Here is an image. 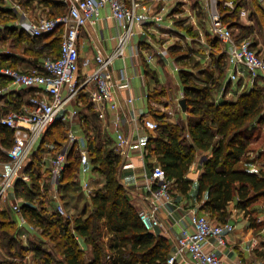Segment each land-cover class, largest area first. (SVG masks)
<instances>
[{"label":"trees","instance_id":"trees-1","mask_svg":"<svg viewBox=\"0 0 264 264\" xmlns=\"http://www.w3.org/2000/svg\"><path fill=\"white\" fill-rule=\"evenodd\" d=\"M226 1L218 0L219 10L223 22L231 23L229 19L239 15L242 5L238 2L240 0H233L235 11L226 13ZM35 2L49 7L51 17L67 12L64 4L50 0H22L21 4L29 9ZM254 15L260 30H264V9L256 6ZM0 19L6 23L0 27V40L13 38L17 44H26L22 51L35 57L33 65L41 64L45 57L60 56L62 28L48 35L32 37L14 24L18 14L5 0H0ZM235 36L242 41L246 34ZM214 45L218 46L217 40ZM13 57L0 53V65L9 62L11 66H8L14 68L17 60L12 62ZM213 64V69H201L196 64L198 73L187 70L180 73L187 101L186 121L172 123L165 113L153 112L158 128L147 140L146 148L149 156L157 158L167 178L173 182V189L183 195H188L193 185V181L186 177L191 166L199 154L204 155V172L198 180L196 198L202 203L201 211L208 213L214 221L226 223L230 221L234 209L249 214L256 203L264 201V168L252 170V163L256 160L247 156L255 132L264 125V83L261 81L253 88L244 89L234 99L217 100L227 76L225 54H213ZM1 81L10 82L3 76H0ZM16 91L0 96V100L5 101V105H0V121L11 110L27 104L33 94L29 90H26L29 93ZM162 94L154 89L151 97L159 99ZM80 99L83 106L79 110L77 127L86 136L93 173L104 176L103 186L89 197L88 207L82 214L72 217V220L63 217L57 207L49 210L51 204L56 203L52 197V174L43 157L50 150V145L57 148L63 146L68 132L65 125L57 122L36 146L25 169L30 180L16 182L11 191L13 200H23V216L29 224L41 230L43 236H49L55 242V249L65 264H167L171 256L169 241L144 227L131 191L123 182L125 160L115 153L112 137L103 130L89 96L82 93ZM13 144L12 129L0 125V163L9 161L2 148L9 149ZM80 177L79 145L76 144L68 155L58 184L61 200L65 203H68L66 192L72 187L73 192L82 191ZM37 198H40L38 203ZM10 202H0V247L7 251L23 249L20 243L24 242ZM250 221V229L259 225L254 218ZM77 237L84 239V245L90 248L89 259H86L85 250ZM34 251L37 253V264L54 263L53 256L38 248ZM260 255L264 258V252Z\"/></svg>","mask_w":264,"mask_h":264},{"label":"built area","instance_id":"built-area-1","mask_svg":"<svg viewBox=\"0 0 264 264\" xmlns=\"http://www.w3.org/2000/svg\"><path fill=\"white\" fill-rule=\"evenodd\" d=\"M64 4L67 12L63 15L48 18L34 17L18 3L10 2L11 8L18 14L16 25L24 33L32 37H40L63 29L61 53L58 57H47L42 63L30 71H23L11 67H0V76L10 80L16 89L33 91L28 103L19 109L11 110L0 121V125L7 126L14 133V144L11 148L2 150L8 155L9 161L0 163L4 170H0V202L8 201L9 195L17 181L28 182L29 175L25 169L36 146L42 141L44 134L57 122L66 126L68 132L63 146L57 148L49 146L50 150L44 154L43 161L50 169L53 183L52 194L58 212L66 219L72 220L70 212L61 200L58 184L65 171L70 151L79 145L80 155V186L84 194L91 197L95 193L92 179L93 171L88 147H83L82 137L75 133L73 127L79 123L80 112L77 107L80 95L85 93L93 105L103 126L109 128V116L116 135L115 153L131 161L133 153L132 141L125 135L121 117L124 114L120 105L119 95L126 92L125 103L131 114V122L142 121L144 127L155 132L158 123L147 113L135 107L137 97L132 90V79L125 66L119 72L115 70L118 59L129 57L127 51L136 37H140L155 44L151 32L164 26L169 9L163 0H53ZM186 9L193 0H183ZM211 11L210 31L224 46L226 55L227 82L223 85L217 100L231 94L229 84H239L241 89L253 88L261 81L264 83V58L254 49L253 43L246 38L239 41L232 29L222 20L216 0H206ZM226 6L234 9L235 3L228 2ZM109 10L108 19H112L117 27V33L111 37L114 48L106 52L101 47L97 49L96 68L88 74H81L79 40L82 30L86 27L95 28L102 19L103 10ZM193 19V15L189 14ZM169 28V27H167ZM154 33V32H153ZM155 34V33H154ZM167 45L158 47V54L168 57ZM139 55V51L132 56ZM148 61L154 60V55H147ZM180 71L175 67V72ZM6 93L0 89V95ZM136 150L144 159L148 150L142 147ZM126 168H133L130 163ZM149 208L140 212V219L144 227L155 232L163 228L164 222L160 212L166 210L169 216L179 211L176 203L173 182L167 178L162 166L153 168L146 178ZM101 185V184H100ZM22 199H15L11 206L19 229L27 227L23 216ZM191 230L182 229L176 241V251L169 257L167 264H223L222 258L215 250L206 249L215 239L219 245H225L228 235L239 233L243 241L251 247H258L259 242L254 229L239 230L232 222L219 223L206 214L196 211L189 213ZM23 238L27 235L23 234ZM80 242V238L77 237ZM110 259V256H108ZM233 264H243L238 260Z\"/></svg>","mask_w":264,"mask_h":264},{"label":"crops","instance_id":"crops-1","mask_svg":"<svg viewBox=\"0 0 264 264\" xmlns=\"http://www.w3.org/2000/svg\"><path fill=\"white\" fill-rule=\"evenodd\" d=\"M216 1L219 10L218 0ZM231 1L235 2L233 0H228L225 2L224 6L227 7L226 3ZM163 2H167V8L169 9V12L165 20L164 26L154 29L153 32L155 34L151 32L153 34V38L155 39V44L154 45L150 44L145 39L136 37L132 42L131 48H129L127 51L129 57L126 59V62H124L123 59H118L116 61L115 70L119 72L122 68L126 66L129 75L134 79H139L141 81L138 88H134L132 84V90L134 95L136 97L143 98L141 99L143 103L139 105V109L135 105L137 110L147 113L152 118H153L152 116L153 112L161 111L162 113L167 114L169 112L168 110H171V106H172L169 99L167 100V97L172 95V97L176 98L175 101L178 103V106L180 107V111H179V114H181L179 115L180 119L186 121L187 117L185 116H188V113L187 111L184 112L180 105V101L182 99H185L182 83L180 80V73L185 70L198 73L199 69L196 68V64L197 66L198 65L201 66L202 64H205L206 68L209 67L213 69L214 68L213 54L215 53L223 54L224 46L220 43V41L216 37L213 36V34L210 31L211 11L209 9V5L206 0L197 1L196 4L198 3V5H193L192 9L196 11L195 14H192L194 17L193 19L190 18V15L186 13L183 14L181 13V6H180V4H182L181 2L179 3V1L177 2L174 0V2L177 3L176 7L170 4L171 2H173V0H163ZM238 2H240L242 5L240 12L247 11L248 14H250L249 18L247 19L248 16L247 12L244 13L243 16H241V14L239 13V17L241 21H245L246 23L239 24L241 25L240 27H238L237 25H233L235 24V22L225 23V24L229 28L231 27L230 29H232L235 35L246 34L245 39L246 38L250 39L251 38L250 35H252L253 32H256L257 35L259 33V31L258 32L256 31V28L254 29L253 24H256V27L259 28L257 18L255 17L254 14L256 12V6L259 5L261 8L264 9V0H240ZM34 4H38V3L35 2ZM38 5L40 6V9L37 7H34L33 10L26 8L25 9L28 11L30 10L29 12L34 17L46 16V13L49 11V7L40 4ZM245 7H248L249 9L246 10ZM227 8L228 10L226 13H232L233 11H235V8L234 9H231L229 7ZM102 14H103L102 19L99 21L98 25L95 28L86 27L82 30L79 40V48H80L79 67L81 74L91 73L96 68L97 63L95 58L97 55L98 47H101L108 53L111 52L114 48V43L112 42L111 37H113L117 33L116 24L112 19H108V16L110 15L108 9H104ZM180 15L182 17H180ZM244 18H246L247 21L249 20L250 25H248L247 21L244 20ZM234 30H236V32L237 30H239L238 31L239 33H236ZM249 30H251L250 33H248ZM216 40L218 41V46L215 47L214 41ZM252 43L254 49L264 58L263 53L260 50L256 49L258 43L255 40H253ZM165 45L169 47L168 57H163L162 55L158 54V47ZM182 47H187L188 50L183 53H178L180 52L179 50L182 49ZM137 51H139V55L133 57L132 54ZM0 53L7 54L4 51H1ZM147 55H154L155 56L154 60L149 62ZM24 59L25 60L23 61V63L18 64V68L23 69L24 71H30L34 68H37L40 65V64H38L37 66L33 65L35 61L34 56H31L30 58L25 57ZM225 61H226V55H225ZM169 63L173 65L171 69L173 75L177 73L179 74L175 92H171L173 88H171L169 85L160 83L159 78L157 77L158 76L157 70L166 67V65ZM175 67H178L180 71L175 72ZM226 67H227V63H226ZM150 77L152 78L154 77V79L156 80V83L153 86H150L149 83ZM226 82H227V76L225 83ZM241 85L242 82L236 85L229 84L228 89L230 90L231 94L226 97L229 99L231 96H233L231 97V99L236 98L237 95L243 92V89H241ZM154 89H158L161 92H163V94L160 97L162 98V101H159V99H155L151 97V93ZM12 90H17L16 92H18V89L16 88H12ZM220 91L217 94V99L219 97ZM19 92L29 93V91L26 90L24 91V89L23 91L22 89H19ZM125 96H126V92L119 95L120 105L124 112V114L121 117V122H122L123 131L125 135L128 136L132 141V149L135 151H133L131 155L130 162L122 157L125 160V166H127L130 163L134 166L133 168H126L124 166L123 182L130 189L131 194L133 195V203L138 208L139 212H141L149 208V204L146 201V197H147V188L145 183L146 178L147 176L150 175L153 168L159 164L156 157L149 156L148 153V155L143 159L136 150H138L139 148L138 141H140L142 147H144L147 150L146 148L147 140L151 135H154L155 132H152L147 128H145L142 121H139L138 123L131 122V114L129 113L128 108L126 106ZM0 105H5V101L0 100ZM82 106H83V100L80 99L77 107L79 108V110H81ZM109 118H110L108 122L109 128L104 127L103 123L102 126L105 133H107L110 137H112L113 146H115L116 135L114 133V129L111 123L112 115H110ZM175 119H176L175 117H173L172 119L170 117L169 118L167 117V120H169L170 122L178 123V121H176ZM77 126L78 125H75L73 129L75 130V133L77 135L82 137L80 144L83 147H87L86 138H85L86 136L85 137L83 136L82 132H80L79 127ZM204 158H205L204 155L199 154L197 160L193 163L189 173L186 176L187 179L193 181V185L191 187L189 194L183 195L178 193L176 190H174L176 203L180 205L181 209L175 212L173 216H169L167 211L164 209H162L160 212L161 218L164 222V227L157 228L154 234L163 236L169 241L171 245V256L176 251V241L180 237L182 229L191 230L192 228L189 213H191L194 210L200 214H206L209 216L208 213L200 210L202 203H199L196 198L197 190H198V180L201 177L202 173L204 172V166H203ZM251 167L252 170H258L259 168H264V163L263 162L261 163L260 160H256L252 163ZM0 170H4V167L0 166ZM92 179L94 180L93 185H96L94 187L96 190L103 186L104 176L101 175V177L99 178L97 176V173H93ZM12 197L13 195L12 193H10L9 200H11L10 202L11 204L13 201H15L13 200ZM86 199H89V197L87 196ZM65 204L69 208L68 203ZM252 208H253L251 209L252 211L257 210V212H255L252 215H254L253 218L256 219L257 224H259L256 226V228H254V230L256 231L255 234L257 235L258 238L259 246L254 248L246 244L239 233L228 235L226 238L225 245H219L215 239H211V245H207L206 249L215 250L222 258L223 264H233L238 260H242L243 264H264V258L263 256L260 255L261 252H264V201L260 200ZM67 211L70 212L71 216L73 217L71 213L72 212L71 208L67 209ZM242 213L244 214V217L241 218L240 214ZM230 222L234 223L237 226L238 231L247 230L249 229V225L251 222L250 215L247 216L244 211H239L234 209L233 214L230 218ZM80 240H81L80 243L82 245V248L86 251V246L84 245V239H80Z\"/></svg>","mask_w":264,"mask_h":264},{"label":"rangeland","instance_id":"rangeland-1","mask_svg":"<svg viewBox=\"0 0 264 264\" xmlns=\"http://www.w3.org/2000/svg\"><path fill=\"white\" fill-rule=\"evenodd\" d=\"M175 1H177V2L179 1V3L180 2L182 3V4H180L181 13L182 14L186 13L189 15V14H195L196 11H194L192 9L193 5H196V2L201 1V0H195V1L191 2V4H188L186 9L182 6L183 2H184L183 0H175ZM5 2L18 3L23 9H25V7H23L21 4L22 0H5ZM170 4L174 5L176 7L177 3L174 2V0H173V2H171ZM33 5H35V6H33ZM33 5L31 6V8H29L30 10H33L34 7H37L40 9V6L38 4H33ZM245 9L248 10L249 8L245 7ZM246 12L247 11H241V12L239 11L241 16H243L244 13H246ZM247 15H248L247 16V19H248L250 14H248V12H247ZM46 17L51 18L50 14L48 12L46 13ZM180 17H182V16L180 15ZM180 19H182V18H180ZM244 20H246V18H244ZM16 21L14 22L15 25H16ZM229 21L235 22L234 25H237L238 27L241 26L239 24L246 23L245 21H241L239 15L235 16L234 18L229 19ZM247 23H248V25H250L249 20L247 21ZM5 24H6L5 21L0 19V27H4ZM253 25H254V29L256 28V31L257 32L259 31V33L257 35L256 32L252 31L253 34L250 35L251 36L250 40L252 42H253V40H255L258 43V46L256 47V49L260 50L264 56V30L262 29V31H261L260 27L257 28L256 24H253ZM234 31L236 32V30H234ZM238 31L239 30H237L236 33H239ZM250 31L251 30H249L248 33H250ZM25 45L26 44H17L16 42H14L13 38H7L5 40H0V52L4 51L8 55L15 56V58L13 57L12 62H14L13 60L16 59L17 62L16 61L15 62L17 65L13 64L12 62H11V64L14 65V68L16 67L17 69H20V68H18V64L23 63V61L25 60L24 59L25 57H29V58L31 57V55L24 54V52L22 51V48ZM187 50H188L187 47H182V49H180L179 50L180 52H178V53H183V52H186ZM8 65H10L9 62L0 65V67L7 68V67L11 66V65L10 66H8ZM205 66H206L205 64H202L199 67H201V69H203V68H206ZM172 67H173V65L171 63H169L166 65V67L161 68L160 70H157L158 71L157 77L159 78L160 83L169 85L171 88H173L171 90V92H175L179 74L177 73V74L173 75V73L171 71ZM20 70H23V69H20ZM140 83H141V81L139 79L133 78L132 84H133L134 88H138ZM149 83H150V86H153L156 83V80L154 78L150 77ZM12 88L13 87L11 86L10 82H8V81H1L0 82V89H5L6 94L10 93ZM2 95H4V94H2ZM231 97H233V96H231ZM231 97H230V99H231ZM223 98L229 99L227 97H223ZM141 99H143V98L137 97V100H136L135 105L138 109H139V105H141L143 103V101ZM168 99H169L172 106L170 105L171 110H168L169 112L166 114L167 117L168 118L170 117L171 119L173 117H175L176 118L175 120L178 122L184 121V120L180 119V117H179V115H181V114H179L180 107L178 106V103L175 101L176 98L172 97V95H171V96L167 97V100ZM159 101H162V98H159ZM185 117H187V116H185ZM247 156L250 159L260 160L261 163L262 162L264 163V125L261 126L260 129L255 132V137L252 140V143L250 145L249 152H248ZM97 176L100 178L101 174L97 173ZM93 186L95 187L96 185H93ZM73 189L74 188L72 187L68 192H66L68 195V198L66 201H68L69 208H68V206H66L64 201H62V202L64 203V206L66 209L71 208V210H72L71 213H72L73 217H75L78 214H82L85 207H88V204H89L88 200L89 199H86L87 195L85 197V194L81 190H79V191L77 190V191L73 192L72 191ZM52 197H53V194H52ZM131 198L133 199L132 194H131ZM39 201H40V198H37L36 202L38 203ZM53 204H54V202H53ZM53 204H51L52 207H50V209H49L50 211L53 210L54 208H56V205H53ZM36 205H38V204H36ZM258 205H260V204H258ZM38 207H39V205H38ZM256 207H258V206H256ZM251 209H253V208H251ZM87 210H88V208H87ZM255 212H257V210H254V211L251 210V212L249 214H246V215L247 216L250 215V218H253L254 215H252V214H254ZM240 216L242 218V217H244V214L242 213V214H240ZM16 218H17V216H16ZM23 234L27 235L26 238L22 237L24 239V242L20 243L23 245L22 246L23 249L19 250L17 248H14V249L7 251V250L0 247V264H34V263L37 264L38 258H37L36 251H34L35 248H38V249L44 251V253H47L46 255L49 254V255L53 256V258L55 260L53 264H65L63 257L60 254H58L57 250L55 249V246H56L55 242L52 241L49 236H43L41 234V230H39L35 225L29 224L27 222V227L25 229L21 230V236ZM16 247H17V245H16ZM90 254H91L90 248L86 247V251H85L86 259L90 258Z\"/></svg>","mask_w":264,"mask_h":264},{"label":"water","instance_id":"water-1","mask_svg":"<svg viewBox=\"0 0 264 264\" xmlns=\"http://www.w3.org/2000/svg\"><path fill=\"white\" fill-rule=\"evenodd\" d=\"M180 105H181V107H182V110H183L184 112H186V111H187V101H186V99H182V100L180 101Z\"/></svg>","mask_w":264,"mask_h":264}]
</instances>
